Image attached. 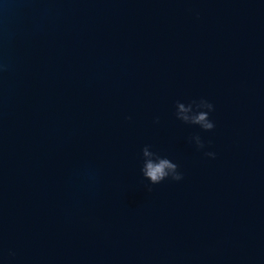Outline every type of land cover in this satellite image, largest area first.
<instances>
[{"label": "water", "instance_id": "95a60500", "mask_svg": "<svg viewBox=\"0 0 264 264\" xmlns=\"http://www.w3.org/2000/svg\"><path fill=\"white\" fill-rule=\"evenodd\" d=\"M0 264H264V0H0Z\"/></svg>", "mask_w": 264, "mask_h": 264}, {"label": "clouds", "instance_id": "9594fccd", "mask_svg": "<svg viewBox=\"0 0 264 264\" xmlns=\"http://www.w3.org/2000/svg\"><path fill=\"white\" fill-rule=\"evenodd\" d=\"M175 108L176 119L184 124L199 126L205 132H211L215 128V123L210 119V114L215 111V107L207 99L191 100L187 104L177 101ZM155 122L158 123L159 119L157 118ZM190 142H194L198 150L205 148L199 135L190 137ZM150 149V145H145L142 148L143 163L140 169L143 178L149 181V185H157L168 179L172 181L183 179V174L179 171L177 163ZM204 154L213 159L216 156V153L210 151ZM149 185L146 187L150 192L152 188Z\"/></svg>", "mask_w": 264, "mask_h": 264}]
</instances>
